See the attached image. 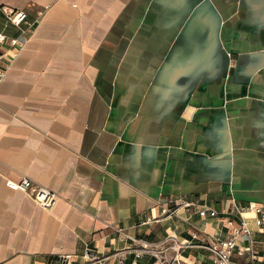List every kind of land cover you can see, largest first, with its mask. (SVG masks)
<instances>
[{
    "label": "crops",
    "instance_id": "crops-1",
    "mask_svg": "<svg viewBox=\"0 0 264 264\" xmlns=\"http://www.w3.org/2000/svg\"><path fill=\"white\" fill-rule=\"evenodd\" d=\"M2 6L35 25L3 59L0 264H85L88 246L105 264H157L114 227L204 244L229 235L236 205L264 206V0H0L15 37ZM24 176L56 204L7 184ZM184 198L232 213L161 212ZM244 215L252 249L233 260L264 264V226ZM180 257L212 262L200 245Z\"/></svg>",
    "mask_w": 264,
    "mask_h": 264
},
{
    "label": "built area",
    "instance_id": "built-area-1",
    "mask_svg": "<svg viewBox=\"0 0 264 264\" xmlns=\"http://www.w3.org/2000/svg\"><path fill=\"white\" fill-rule=\"evenodd\" d=\"M2 10L5 13L8 22L17 26L20 30L19 36L9 37L3 30H0V84L6 74L7 65L3 63V59L9 55L11 48L23 47L30 39V33L34 29L35 22H31L27 19L28 13L26 10L16 9L13 7L2 6ZM7 184L15 189H21L31 196L36 202L43 208H52L59 195L50 189L48 186L34 183L28 177H22L20 181L13 182L7 181ZM182 205L187 209H192L199 213L200 217L204 220L213 218H219L221 214L227 215L232 213L231 210L220 211L215 206L207 204H201L197 200L192 199H170L166 203H160L161 212L165 215H178L179 207ZM235 212L239 214L240 221L236 224L232 220H229L231 225V231L227 237L217 236L212 241L209 240V234L204 232L207 236L205 238L209 241L204 244H196L195 239L200 237L199 232L192 234L191 239L179 240L174 235H168L165 239L159 243H150L145 239L136 238L132 236L125 228L114 227L121 240H130L133 243L139 244V247L135 249L136 257L141 256L144 252H148L154 255L157 259V264H184L180 255L183 250L187 248L197 247L198 245L204 246L211 256L212 262L210 264H238L234 262L233 257H244L246 251L252 249V245L242 246L241 241L243 239L250 240L252 242L253 231L248 223L247 217L244 215L245 211L254 212L257 215V222L264 226V206L262 205H245L242 207L235 206ZM155 218V216H154ZM173 250L174 254L171 256L169 251ZM84 256L88 259L85 264H105L104 259L99 256L98 251L95 248L86 247ZM125 259V258H124Z\"/></svg>",
    "mask_w": 264,
    "mask_h": 264
},
{
    "label": "rangeland",
    "instance_id": "rangeland-1",
    "mask_svg": "<svg viewBox=\"0 0 264 264\" xmlns=\"http://www.w3.org/2000/svg\"><path fill=\"white\" fill-rule=\"evenodd\" d=\"M88 261V260H87Z\"/></svg>",
    "mask_w": 264,
    "mask_h": 264
}]
</instances>
